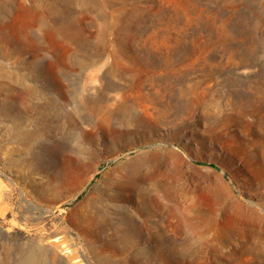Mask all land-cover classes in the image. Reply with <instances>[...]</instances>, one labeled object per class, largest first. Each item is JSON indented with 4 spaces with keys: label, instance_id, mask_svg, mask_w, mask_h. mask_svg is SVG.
I'll return each mask as SVG.
<instances>
[{
    "label": "rangeland",
    "instance_id": "374dc122",
    "mask_svg": "<svg viewBox=\"0 0 264 264\" xmlns=\"http://www.w3.org/2000/svg\"><path fill=\"white\" fill-rule=\"evenodd\" d=\"M54 1L0 0V102L32 90L0 110V264H264V0H58L69 30L25 25Z\"/></svg>",
    "mask_w": 264,
    "mask_h": 264
},
{
    "label": "bare ground",
    "instance_id": "6f19581e",
    "mask_svg": "<svg viewBox=\"0 0 264 264\" xmlns=\"http://www.w3.org/2000/svg\"><path fill=\"white\" fill-rule=\"evenodd\" d=\"M16 1H18V0H16ZM44 1H46V0H44ZM57 1L58 0H55L54 4H51V6H49V7L43 6V9L40 10L39 12L36 11V9L32 6L27 7V6L20 4V6H22V7L24 6V8H25V14H24V18H23L25 25L29 28H35L37 25H39L40 27H47V28L51 27L54 30H56L57 33L63 29L69 30L71 27L70 23L72 22L70 17H71V14L73 13V11L71 10V8L69 6H67V9H58L56 6ZM8 12H9L8 6L4 5V3H3V5L0 7V19H2ZM61 34H63V32ZM11 46L14 47V49H16V50L18 49L9 35H7L5 33H0V52H6V54H7L8 50H9L8 47H11ZM38 66H40V65H38ZM40 68L42 70V66ZM8 87L9 88L7 89V91H8L7 96L12 97V96L16 95L18 97V100H16V98H15V100L6 99L3 102H0V110L6 112V111H10L12 109H16L17 107H22V106L24 107V103L26 102V99L23 96V95H25L23 92L26 90L27 92H30V94H31L32 90L30 91L28 88H25V90L23 89L21 92H16L15 88H14L15 86H8ZM0 88H2V87H0ZM134 174H136V167L122 171L117 176V179L112 183L113 187L121 188L123 185L128 184L129 182H131L133 180ZM109 189H110V186L106 189H103L104 190L103 194H105V193L109 194V192H110ZM95 198H97V197H95ZM96 214H97V212L94 211V212L90 213V216L92 218H94L93 219L94 222H96L95 220L100 222V219L97 218ZM131 219L132 218H130V220ZM130 220L123 221L122 219H120V222L123 221L124 223H127ZM141 225L142 226L145 225L147 233L151 235L153 225L149 224V223H144Z\"/></svg>",
    "mask_w": 264,
    "mask_h": 264
}]
</instances>
